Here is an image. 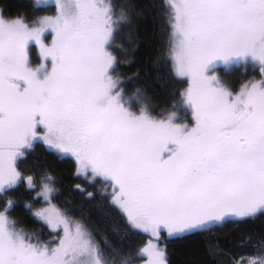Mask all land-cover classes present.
Masks as SVG:
<instances>
[{"label":"snow or ice","instance_id":"snow-or-ice-1","mask_svg":"<svg viewBox=\"0 0 264 264\" xmlns=\"http://www.w3.org/2000/svg\"><path fill=\"white\" fill-rule=\"evenodd\" d=\"M41 2L54 11L32 21L0 10V194L37 187L19 161L41 141L70 155L77 176L102 182L130 228L156 239L264 214V0H166L167 55L155 63L186 79L190 120L179 109L154 114L139 90L126 94L114 54L116 32L132 23L126 11L117 14L111 0ZM241 62L260 79L233 91L216 71ZM40 179L34 199L45 206L25 207L55 235L44 241L19 227L7 199L0 264H109L87 226L52 204L55 177ZM260 253L249 264H264V245ZM137 255L167 264L152 240Z\"/></svg>","mask_w":264,"mask_h":264},{"label":"trees","instance_id":"trees-1","mask_svg":"<svg viewBox=\"0 0 264 264\" xmlns=\"http://www.w3.org/2000/svg\"><path fill=\"white\" fill-rule=\"evenodd\" d=\"M111 3L117 14L123 9L132 20L131 24L120 27L114 40V54L119 61L117 73L126 81L123 85L126 94L139 90L155 110L154 114L164 115L179 109L180 116L190 120L191 112L180 95L187 87L186 79L170 76L168 64L155 63L157 57L167 55L166 0H111ZM0 10L6 17L20 15L29 21L54 11L34 0H0ZM39 56V48L32 45L33 66L40 63ZM218 74L233 91H239L247 81L260 79L258 67L243 62L223 66ZM19 167L26 176L36 178L37 187L30 190L22 183L0 194V205L7 199L16 202L10 215L19 227L39 234L44 241L55 235L25 207L26 202L35 207L44 203L42 198H34L40 189V178L50 173L55 177L57 190L52 201L87 226L104 249L109 264H122L127 257L132 258V264L144 263L137 253L150 240V234L130 228L126 217L110 203V197L102 195V182H89L84 176H77L73 158L61 156L37 141L19 161ZM89 192L93 197L88 196ZM158 242L165 251L167 264H234L235 259L255 253L264 244V214L255 218L230 217L222 225L196 234L169 236L163 231Z\"/></svg>","mask_w":264,"mask_h":264},{"label":"rangeland","instance_id":"rangeland-1","mask_svg":"<svg viewBox=\"0 0 264 264\" xmlns=\"http://www.w3.org/2000/svg\"><path fill=\"white\" fill-rule=\"evenodd\" d=\"M34 2L36 3V4H40V5H45L43 2H41V3H37V0H34ZM48 3L50 4L51 3V0H48ZM47 35V34H46ZM51 39H52V37H51V35H47V43H51ZM37 47V46H36ZM38 48V47H37ZM250 63V62H249ZM222 69V67H218L217 68V71H216V74L217 75H219L218 74V70H221ZM222 72V71H221ZM220 72V73H221ZM35 142H37V141H35ZM34 142V143H35ZM41 142V141H40ZM45 145V144H44ZM46 146V145H45ZM47 147V146H46ZM48 148V147H47ZM49 149V148H48ZM51 150V149H50ZM59 155H61V156H69V157H71L70 155H67V154H61V153H58ZM72 158V157H71ZM110 190V189H109ZM39 191H40V189H39ZM52 204L53 205H55L56 207H58L57 206V204L56 203H54L53 201H52ZM43 206H45L44 205V203L43 204H41L40 206H37L36 208H39V207H43ZM59 208V207H58ZM60 209V208H59ZM71 217V216H70ZM72 218H74V217H72ZM76 219V218H75ZM78 220V219H77ZM164 231H166V230H164ZM161 232H163V231H161ZM150 240H152L153 241V243H159L158 242V239H156V238H153L151 235H150ZM148 243V242H147ZM262 245H264V244H262ZM262 245L257 249V251H255V253H253V254H251V255H246V256H244V257H240V258H238V259H235L234 260V264H249V260L251 259V258H253V257H256V256H258V255H260L261 253H260V250H261V247H262ZM144 264V263H143Z\"/></svg>","mask_w":264,"mask_h":264},{"label":"flooded vegetation","instance_id":"flooded-vegetation-1","mask_svg":"<svg viewBox=\"0 0 264 264\" xmlns=\"http://www.w3.org/2000/svg\"><path fill=\"white\" fill-rule=\"evenodd\" d=\"M219 67H223V65L219 66Z\"/></svg>","mask_w":264,"mask_h":264}]
</instances>
